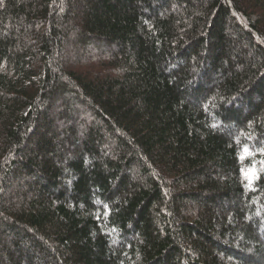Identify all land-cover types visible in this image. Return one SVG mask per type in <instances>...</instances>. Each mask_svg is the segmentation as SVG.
<instances>
[{"label":"trees","instance_id":"1","mask_svg":"<svg viewBox=\"0 0 264 264\" xmlns=\"http://www.w3.org/2000/svg\"><path fill=\"white\" fill-rule=\"evenodd\" d=\"M0 264H264V0H0Z\"/></svg>","mask_w":264,"mask_h":264}]
</instances>
